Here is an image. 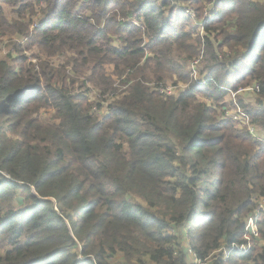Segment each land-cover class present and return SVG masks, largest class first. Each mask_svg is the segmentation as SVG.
I'll return each instance as SVG.
<instances>
[{"label":"trees","instance_id":"16d2710c","mask_svg":"<svg viewBox=\"0 0 264 264\" xmlns=\"http://www.w3.org/2000/svg\"><path fill=\"white\" fill-rule=\"evenodd\" d=\"M13 37L0 264H264L230 249L264 200V137L224 117L255 85L237 97L264 136L263 0H0Z\"/></svg>","mask_w":264,"mask_h":264},{"label":"built area","instance_id":"2783aa9c","mask_svg":"<svg viewBox=\"0 0 264 264\" xmlns=\"http://www.w3.org/2000/svg\"><path fill=\"white\" fill-rule=\"evenodd\" d=\"M210 1L215 2L216 0H210ZM209 9L212 11L213 5H210ZM185 12L188 17H194L195 15V11L193 8L187 9L185 10ZM214 12L216 13V11ZM197 63L198 62L196 61L194 64H197ZM197 78L198 76H197V73L195 72L194 79L196 80ZM169 88L170 86H168L166 89H160L161 94L170 95L176 92V89H173L171 91ZM241 91L242 89L239 90V92H236V95L238 96ZM229 93H231V95L235 97V94L233 91H229ZM224 117L231 119L238 127H240L241 129H246L252 136L257 138V133L259 132V128L252 124L250 116L237 103L234 104L233 110L227 109L225 111ZM263 216H264V200H260L259 198L256 200V208H255L254 214H252L246 221L245 234L243 236L244 242L232 244L230 248L231 251L247 253L248 251L251 250V247L254 241L256 243L258 242V245L260 246L262 245V247H264V245L262 244V239L260 235L261 232L259 230V224L262 221ZM224 252L225 253H224L223 260L226 261L229 258L228 257L229 252L228 250H224ZM187 253L191 261L198 263V264H208V262L202 263L198 261L196 258V255L194 254V251L191 248L188 249Z\"/></svg>","mask_w":264,"mask_h":264},{"label":"rangeland","instance_id":"374dc122","mask_svg":"<svg viewBox=\"0 0 264 264\" xmlns=\"http://www.w3.org/2000/svg\"><path fill=\"white\" fill-rule=\"evenodd\" d=\"M217 1V0H216ZM264 1V0H263ZM4 8H5V13L7 14V16L9 17V18H15V17H17L14 13H13V11H12V9L9 7V6H7V5H4ZM186 13V12H185ZM187 15V14H186ZM33 19V21H37V19H39L38 18V15L37 16H35V17H33L32 18ZM38 22H36V23H34L33 24V26L34 27H37V25H39V24H37ZM200 30H201V32H200V35H201V33L203 32L202 31V28L200 27ZM18 39L20 40V41H18ZM15 45H20L21 47H26L27 45H28V42L27 41H24V39L23 38H21V37H13V38H6V39H4L1 43H0V58H5L8 54H9V52L10 51H13V48L15 47ZM27 54L28 55H31V53H30V51H27ZM18 56V55H17ZM16 57V56H15ZM61 61H63V59L62 58H60V59H58V60H56V62H61ZM197 73V72H196ZM195 76V75H194ZM197 76H198V73H197ZM170 86V90L172 91L173 89H176V91L178 92L179 90H181V89H185L186 88V86L185 85H179V86H176V87H173V86H171V84L169 85ZM255 88H256V86L255 85H252V86H248V87H246V88H244V89H242V93H245V91H247V92H249V91H251V92H249L246 96H242L244 99H245V102H247V103H250L252 106H256L255 105V98H254V94H255ZM234 94H235V97H233V95H231V93H229V95L227 96V98H226V103H225V105H226V109H229V110H233V108H234V104L235 103H237L238 105H240L239 103V100H238V97H237V95H236V92H234ZM246 94V93H245ZM237 97V98H236ZM91 98L92 99H95V97L94 96H91ZM242 99V98H241ZM243 109V108H242ZM138 201H141L140 199H138V198H136Z\"/></svg>","mask_w":264,"mask_h":264},{"label":"crops","instance_id":"0c3cea01","mask_svg":"<svg viewBox=\"0 0 264 264\" xmlns=\"http://www.w3.org/2000/svg\"><path fill=\"white\" fill-rule=\"evenodd\" d=\"M249 92H251V91H249ZM249 92L245 91L246 94H248ZM245 93H242L243 94L242 96H246ZM260 135H262V136H260ZM259 136H260L261 139L264 137L262 132H261V130H259Z\"/></svg>","mask_w":264,"mask_h":264}]
</instances>
